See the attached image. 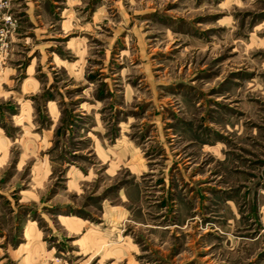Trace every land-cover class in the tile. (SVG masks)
Returning a JSON list of instances; mask_svg holds the SVG:
<instances>
[{
  "label": "rangeland",
  "instance_id": "1",
  "mask_svg": "<svg viewBox=\"0 0 264 264\" xmlns=\"http://www.w3.org/2000/svg\"><path fill=\"white\" fill-rule=\"evenodd\" d=\"M0 264H264V0H0Z\"/></svg>",
  "mask_w": 264,
  "mask_h": 264
}]
</instances>
